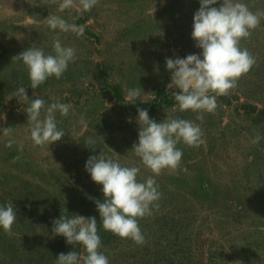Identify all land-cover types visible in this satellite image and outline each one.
<instances>
[{"label": "rangeland", "instance_id": "374dc122", "mask_svg": "<svg viewBox=\"0 0 264 264\" xmlns=\"http://www.w3.org/2000/svg\"><path fill=\"white\" fill-rule=\"evenodd\" d=\"M61 2L0 0V204L17 212L12 234L0 229V264H55L72 250L83 256L82 245L52 234L53 219L73 213L97 218L110 264H264V19L240 41L255 64L200 120L201 113L179 111L165 65L201 51L191 37L199 0H96L82 15L80 0L62 11ZM243 2L264 11V0ZM49 15L84 25V34L50 29ZM57 39L76 59L59 79L32 89L26 65L14 57L31 46L51 53ZM20 86L29 100L12 97ZM130 89H139L135 104ZM36 98L45 108L71 106L67 116L56 113L66 134L50 146L31 138L26 112ZM138 108L157 121L190 120L202 131L198 147L179 143V165L155 177L161 197L139 219L143 244L103 228L95 204L102 186L84 169L90 155L103 152L139 167L138 179L153 175L132 150Z\"/></svg>", "mask_w": 264, "mask_h": 264}, {"label": "clouds", "instance_id": "9594fccd", "mask_svg": "<svg viewBox=\"0 0 264 264\" xmlns=\"http://www.w3.org/2000/svg\"><path fill=\"white\" fill-rule=\"evenodd\" d=\"M166 2V0H162ZM96 0H80L76 11L79 14L91 11ZM199 8L193 14L191 37L201 51L184 57L166 58V69L170 72L168 89L172 91L179 111L191 110L201 113L215 112L217 97L226 95L236 86L238 79L249 72L255 58L240 41L251 35L264 19V11L253 12L243 0H199ZM215 5H219L218 7ZM60 10L73 7V0H62ZM47 24L52 30L73 32L82 36L84 25L68 23L58 15L47 16ZM14 58L23 61L28 69L30 87L37 88L50 77L59 79L76 59L74 48L65 46L57 39L53 51L45 52L41 47H29ZM214 93V94H213ZM129 103L135 104L139 89L128 91ZM25 101L29 100L26 88L18 87L12 94ZM46 101L41 98L31 100L27 108V120L31 122V138L35 145L48 146L60 141L64 130L59 126L56 113L67 116L70 105L55 102L45 108ZM111 107V105H109ZM42 112H46L42 115ZM138 138L132 146L135 155L153 175L138 179L140 168L123 166L118 159L106 156L103 152L90 155L84 164L91 179L101 185L103 200H96L100 223L106 231L134 241L145 243V235L139 219L151 215L152 208L161 197L155 177L166 168L175 169L183 156L177 145L186 144L198 147L202 142L199 125L185 119L151 118L147 108L137 109ZM131 122V120H129ZM5 135L11 136L12 128H4ZM257 136L254 142H259ZM91 139L89 143H93ZM17 218L15 207L0 204V229L9 235ZM52 234L63 236L67 244L83 246L84 255L77 251L61 252L55 264H110L103 251L98 234V221L95 216L85 217L78 213L60 215L52 222Z\"/></svg>", "mask_w": 264, "mask_h": 264}]
</instances>
